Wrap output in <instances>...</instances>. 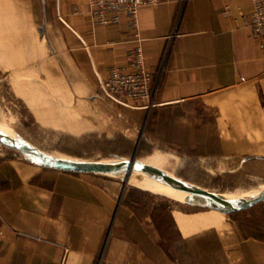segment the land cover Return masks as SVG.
I'll list each match as a JSON object with an SVG mask.
<instances>
[{
    "label": "crops",
    "instance_id": "0c3cea01",
    "mask_svg": "<svg viewBox=\"0 0 264 264\" xmlns=\"http://www.w3.org/2000/svg\"><path fill=\"white\" fill-rule=\"evenodd\" d=\"M251 12L250 0H169L140 8L135 24L121 16L100 26L86 0H0V87L33 119L34 103L48 115L55 81L89 131L153 154L264 161V40L250 35ZM137 45L152 77L149 110L112 105L97 81L125 66ZM179 218L182 240L214 231L212 264H264V233ZM0 264L182 263L121 189L0 148Z\"/></svg>",
    "mask_w": 264,
    "mask_h": 264
},
{
    "label": "rangeland",
    "instance_id": "374dc122",
    "mask_svg": "<svg viewBox=\"0 0 264 264\" xmlns=\"http://www.w3.org/2000/svg\"><path fill=\"white\" fill-rule=\"evenodd\" d=\"M58 90L56 82L50 81L48 115L41 116L37 109L40 104L34 103L35 117L30 119L21 108L22 105L13 102L6 88L0 87V129L15 134L21 144L30 145L53 159L85 163L131 159L141 163L152 162L148 166L169 173L185 185L204 189L229 201H234L237 195L264 187V161L245 160L244 154L224 159L211 156L198 158L175 149L153 154L152 150L141 149L122 136L89 131L82 120L76 117L74 104L68 101L70 96H62ZM0 148L4 153L26 158L5 145L0 144ZM90 175L98 178L99 182L113 184L121 189V199L144 207L158 226L163 249L182 264H212L217 254L216 239L211 230L182 240L176 229L175 217L180 226L183 221L179 217L186 221L197 219V226L204 229L223 222L224 225L230 224L232 228L241 230L245 235L264 233V201L237 212H218L207 206L156 194L150 190L147 176L142 174V177L131 174L126 182L123 181V174Z\"/></svg>",
    "mask_w": 264,
    "mask_h": 264
},
{
    "label": "built area",
    "instance_id": "2783aa9c",
    "mask_svg": "<svg viewBox=\"0 0 264 264\" xmlns=\"http://www.w3.org/2000/svg\"><path fill=\"white\" fill-rule=\"evenodd\" d=\"M169 0H86L89 14L100 26L118 23L121 16L135 24L138 10ZM252 12L247 27L255 40H264V0H250ZM101 96L112 105L131 110L154 107L151 74L144 69L142 49L137 45L127 56L126 65L112 67L108 75L97 76Z\"/></svg>",
    "mask_w": 264,
    "mask_h": 264
},
{
    "label": "water",
    "instance_id": "95a60500",
    "mask_svg": "<svg viewBox=\"0 0 264 264\" xmlns=\"http://www.w3.org/2000/svg\"><path fill=\"white\" fill-rule=\"evenodd\" d=\"M0 144L5 145L11 149H14L20 153L23 152H32L36 154L39 159V165L47 168H52L55 170H61L66 172H73V173H84V174H96V175H104L110 172H115L119 170H126V178L129 174L133 171L135 172H147L151 174H155L161 178L162 181L166 182L167 184L172 185L176 190H181L184 192L198 194L207 197L209 200L218 203L224 206L225 213H232L237 212L240 210H244L246 208L251 207L254 204L264 201V195L259 196L255 200L249 202H243L238 207H232L228 203L220 200L214 193L208 192L204 189L195 187V186H188L184 183L177 181L173 178L167 176L161 170L154 168L152 166H148L145 164L140 163L137 160L131 159L129 161H124L120 164L115 165H107L101 163H85V162H70V161H63L58 159H53L50 157H46L42 152L38 151L34 147L25 144H14L8 138L1 136L0 137Z\"/></svg>",
    "mask_w": 264,
    "mask_h": 264
},
{
    "label": "bare ground",
    "instance_id": "6f19581e",
    "mask_svg": "<svg viewBox=\"0 0 264 264\" xmlns=\"http://www.w3.org/2000/svg\"><path fill=\"white\" fill-rule=\"evenodd\" d=\"M1 136L8 138L14 144H21L19 142L17 136L13 133L4 132L3 130L0 129V137ZM22 154L27 159H29L31 162L39 164V159L36 156V154H34L32 152H23ZM73 162H75V161H73ZM122 162H124V161L123 160H120V161L115 160V161H105V162H99V163L107 164V165H115V164H120ZM116 174H123L124 175V180H123L124 182H126L129 179L131 174H138V175L142 174V175L148 177V178L146 177V180L149 181V185L151 188L150 190H154L155 191L154 193H156V194H161V195L167 196V198H169V199H181V201H183V202L194 203V204H197L198 206H207L208 208H211V209L216 210L218 212H224V206L209 200L205 196L188 193V192H184L181 190H176L172 185L167 184L166 182L162 181L161 178L155 174H151V173H147V172H135V171L133 172L132 171L129 174V176L126 178V170H119V171L104 174L103 176H112V175H116ZM142 175H140V176L142 177ZM166 175L169 176L170 178H173L168 174H166ZM173 179H175V178H173ZM142 188H144V187H142ZM262 195H264V187L254 189V190H250V191H248L244 194H241V195H237V196H235L236 198H234L235 199L234 201H229V200H226V199L221 198L219 196H217V197L220 200L228 203L232 207H238L243 202H249V201L255 200L256 198H258L259 196H262Z\"/></svg>",
    "mask_w": 264,
    "mask_h": 264
}]
</instances>
